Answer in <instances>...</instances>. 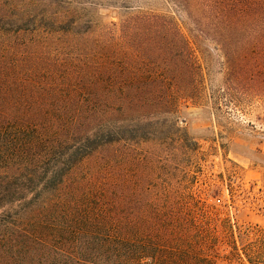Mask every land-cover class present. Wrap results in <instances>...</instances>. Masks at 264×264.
Segmentation results:
<instances>
[{"label": "trees", "instance_id": "1", "mask_svg": "<svg viewBox=\"0 0 264 264\" xmlns=\"http://www.w3.org/2000/svg\"><path fill=\"white\" fill-rule=\"evenodd\" d=\"M169 2L217 45L228 89L264 94V0ZM180 23L0 0V264H217L192 201L144 150L201 100Z\"/></svg>", "mask_w": 264, "mask_h": 264}, {"label": "rangeland", "instance_id": "2", "mask_svg": "<svg viewBox=\"0 0 264 264\" xmlns=\"http://www.w3.org/2000/svg\"><path fill=\"white\" fill-rule=\"evenodd\" d=\"M63 1H69L71 8H94L105 22H118L139 11L183 22L180 27L193 51L201 100L182 108L180 118L163 131L171 138L166 145L144 150L159 152L163 181L179 186L192 201L201 232L211 239L206 249H211L217 264H264V94L245 84L228 89L225 83L236 75L226 71L217 45L195 42L184 15L169 0ZM115 150L83 166L79 176ZM115 164L131 174L121 159Z\"/></svg>", "mask_w": 264, "mask_h": 264}]
</instances>
